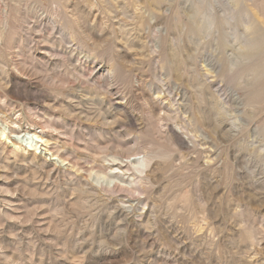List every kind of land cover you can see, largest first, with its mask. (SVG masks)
Instances as JSON below:
<instances>
[{
    "label": "rangeland",
    "instance_id": "obj_1",
    "mask_svg": "<svg viewBox=\"0 0 264 264\" xmlns=\"http://www.w3.org/2000/svg\"><path fill=\"white\" fill-rule=\"evenodd\" d=\"M0 44L47 140L7 133L0 264H264V0H0Z\"/></svg>",
    "mask_w": 264,
    "mask_h": 264
},
{
    "label": "bare ground",
    "instance_id": "obj_2",
    "mask_svg": "<svg viewBox=\"0 0 264 264\" xmlns=\"http://www.w3.org/2000/svg\"><path fill=\"white\" fill-rule=\"evenodd\" d=\"M154 5V4H153ZM138 13V12H137ZM8 15V14H7ZM44 39V38H43ZM42 43V42H41ZM1 45V44H0ZM46 49V48H45ZM53 49V48H52ZM44 51V50H43ZM140 80V79H139ZM6 85V84H5ZM8 85V84H7ZM9 86V85H8ZM135 91V90H134ZM110 92V91H109ZM111 94V93H110ZM177 97V96H176ZM2 100V99H1ZM144 100V99H143ZM158 100V99H157ZM171 100V99H170ZM174 100V99H173ZM3 101V100H2ZM141 101V100H140ZM146 101V106H147V108L149 109V113H150V115H151V117H153L154 118V122L155 123H157L158 125L163 121V120H165V119H168V117H169V115L167 114V112L166 111H164V109L162 108V106L161 107H159V113L157 114V112H156V110L158 109V107L156 108L155 107V105L157 104L155 101H153V100H151V101H149V100H145ZM4 102V101H3ZM160 105V104H159ZM163 106H164V104H163ZM4 107V106H3ZM7 107H8V109H9V106L7 105ZM15 107V106H14ZM126 107V106H125ZM124 107V108H125ZM13 108V107H12ZM1 109V108H0ZM4 109V108H3ZM7 109V110H8ZM11 111V110H10ZM126 111H127V109H126ZM178 111V110H177ZM4 112H5V110H4ZM7 113V112H6ZM15 113V112H14ZM172 113V112H171ZM10 114V113H9ZM13 114V113H12ZM147 114V113H146ZM37 115V114H36ZM9 116V115H8ZM15 116V115H14ZM9 117H11V115L9 116ZM39 117H41L40 115H39ZM174 118V117H173ZM32 120L34 121V122H36L37 124H38V119L35 117V118H32ZM30 122V121H29ZM21 118H20V115H17L16 117H15V120L13 121V120H9L8 119V117L7 116H3V114H1L0 113V154H3V152L7 149V148H9L8 147V145L6 144V142H5V140L7 139V133H9V132H15V133H17L18 134V136H16V139H15V141H16V143L14 144L15 146H14V148H11V154L13 153L14 155H16V156H18L19 155V152H20V149L22 148V149H32V148H34L35 150L36 149H38V147H39V143H47V140H45L44 139V135H45V133H46V130H45V125H41V126H39L38 125V127L37 128H40V131L39 132H35V133H31V131L30 130H21ZM39 123H40V121H39ZM47 124H49V123H47ZM46 124V125H47ZM33 125H36L35 123L33 124ZM32 125V126H33ZM165 126V125H164ZM50 128H51V126H50ZM54 128V127H53ZM22 132H24L23 134H21ZM21 134V135H20ZM176 137H177V135H176ZM23 146L25 147V148H23ZM54 147V146H53ZM52 147V148H53ZM8 151V150H7ZM10 151V150H9ZM112 152H114V151H112ZM111 152V153H112ZM8 153V152H7ZM53 154L54 155H56L59 159H61V160H65V158H63V154L60 152V150H56V151H53ZM116 154V153H115ZM114 154V155H115ZM137 155V154H136ZM110 156V155H109ZM116 156V155H115ZM118 156V155H117ZM66 157V156H65ZM119 157V156H118ZM129 158V157H128ZM138 158V159H137ZM147 158H149V156L147 157ZM1 159H3V158H1ZM16 159V158H15ZM150 159V158H149ZM113 161H116V157H113V159H112ZM129 160V162L130 163H133V161L134 162H136L137 164H136V166H141V168L142 167H144V166H146V162L148 161H146V159L144 158V157H142V158H139V157H136V159L134 158V159H128ZM32 161H34L33 159H32ZM112 161V162H113ZM121 162V161H120ZM96 163H98V162H96ZM111 164V163H110ZM134 164V163H133ZM114 165V164H113ZM118 165V164H117ZM125 165V164H124ZM135 165V164H134ZM44 166V165H43ZM89 166V165H88ZM1 167V166H0ZM107 167V166H106ZM126 167V166H125ZM87 168V167H86ZM117 168H119V169H121L120 167H117ZM133 168V167H132ZM138 168V167H137ZM136 168V169H137ZM46 169V168H45ZM123 169V168H122ZM126 169V168H125ZM136 169H135V171H136ZM149 169V168H148ZM44 170V169H43ZM138 170H139V168H138ZM45 172H46V170H44ZM140 171H141V169H140ZM49 172V171H48ZM127 172V171H126ZM125 172V173H126ZM138 172V171H137ZM142 172V171H141ZM123 173V172H122ZM140 173V172H139ZM141 174V173H140ZM144 174V173H143ZM50 175V174H49ZM45 178H46V176H45ZM51 178V177H50ZM49 179V178H48ZM153 179V178H152ZM47 180V179H46ZM135 181V180H134ZM138 181H139V179H138ZM120 182V181H119ZM132 182V181H131ZM153 182V181H152ZM81 183V182H80ZM123 184V183H122ZM126 184V183H125ZM128 184V183H127ZM119 185V183H118V181L116 180V179H114V178H111L108 182H107V184H106V187L108 188V190H112L113 188H116L117 186ZM133 185H134V183H133ZM120 186H122L121 184H120ZM3 187V186H2ZM85 187V186H84ZM90 187V186H89ZM93 189H95L94 187H92ZM119 188V187H118ZM128 188H130V187H128ZM114 190V189H113ZM127 190V189H126ZM4 191V190H3ZM92 191H94V190H92ZM130 190H128V192H129ZM136 191V190H135ZM134 191V192H135ZM126 192V191H125ZM137 192V191H136ZM1 193V192H0ZM10 193V192H9ZM9 195V194H8ZM15 195V194H14ZM13 195V196H14ZM15 197V196H14ZM3 199H5V198H3ZM8 199V198H7ZM111 199H113V198H111ZM113 201V200H112ZM134 201V200H133ZM10 202H12V201H10ZM6 203H8V202H5L4 204H6ZM13 203V202H12ZM11 203V204H12ZM15 203V202H14ZM109 203V202H108ZM124 203V202H123ZM131 203V202H130ZM129 203V204H130ZM3 204V203H2ZM16 204V203H15ZM14 204V205H15ZM17 205V204H16ZM13 206V205H12ZM11 207V206H10ZM10 207H9V209H10ZM1 208V207H0ZM8 208V207H7ZM13 208V207H12ZM15 208V207H14ZM11 210V209H10ZM131 211V210H130ZM121 212H122V209H121ZM123 213V212H122ZM9 215V213H3V209L1 208L0 209V219H2V218H4L3 217V215ZM19 214V213H18ZM17 214V215H18ZM13 215V214H12ZM15 215V214H14ZM120 215V214H119ZM125 215V214H124ZM9 216H11V215H9ZM7 217V216H6ZM6 220V219H5ZM1 222V221H0ZM1 224H3L2 222H1ZM0 229H2V228H0ZM2 231V230H1ZM1 234H3V232L1 233ZM0 234V235H1ZM2 238V237H1ZM1 240V239H0ZM1 242V241H0ZM3 243V242H2ZM1 246V245H0Z\"/></svg>",
    "mask_w": 264,
    "mask_h": 264
}]
</instances>
